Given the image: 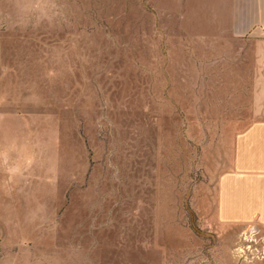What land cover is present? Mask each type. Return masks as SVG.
Listing matches in <instances>:
<instances>
[{"label": "rangeland", "instance_id": "obj_1", "mask_svg": "<svg viewBox=\"0 0 264 264\" xmlns=\"http://www.w3.org/2000/svg\"><path fill=\"white\" fill-rule=\"evenodd\" d=\"M200 1L0 0V264H264Z\"/></svg>", "mask_w": 264, "mask_h": 264}, {"label": "crops", "instance_id": "obj_2", "mask_svg": "<svg viewBox=\"0 0 264 264\" xmlns=\"http://www.w3.org/2000/svg\"><path fill=\"white\" fill-rule=\"evenodd\" d=\"M202 3L199 13L209 11L214 22L209 45L229 48L221 77L228 113L220 125L243 129L233 139L231 166L217 178L214 218L255 234L264 257V0Z\"/></svg>", "mask_w": 264, "mask_h": 264}]
</instances>
